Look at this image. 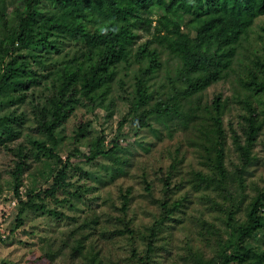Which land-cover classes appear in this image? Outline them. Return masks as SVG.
Masks as SVG:
<instances>
[{
	"label": "rangeland",
	"instance_id": "rangeland-1",
	"mask_svg": "<svg viewBox=\"0 0 264 264\" xmlns=\"http://www.w3.org/2000/svg\"><path fill=\"white\" fill-rule=\"evenodd\" d=\"M3 3L5 12L10 15L22 0H0L2 10ZM161 13L158 6H151L148 15L156 20ZM176 19L184 31L191 28L188 15L179 14ZM151 37L150 32L139 30L135 48ZM50 38L53 46L48 49L33 44L20 51L30 58L42 83L32 85L24 99L0 102V117L20 116V123H16L23 130L18 140L0 142V264H92L90 255L96 252L102 264H135L131 246L143 247L144 242L139 239L160 211L159 201L165 195L164 180L169 175L171 185L176 188L172 201H184V212L177 215V220L158 239L163 249H160L157 264H198L200 260L219 264L220 243L231 232L226 221L227 211L235 210V220L243 219L247 205L264 188V96H251L243 85L252 61L264 57V16L258 17L242 38L225 76L193 97L198 111L203 113L201 120L207 130L211 128V116L205 108L213 105L215 95L222 97L227 140L224 177L209 164L200 141L202 135L193 124L186 127L176 117L169 127L157 123L158 133L144 129L136 134L134 124L126 117L131 109V90L142 70L138 64L122 69L120 81L114 83L106 100L98 97L92 101L78 93L73 114L56 133L57 143L47 139L39 129L42 111L47 113L46 107L50 106L45 103L54 82L50 74L75 61L86 47L82 42L61 35ZM162 61L161 71L151 79L156 88L166 84L167 76L174 74L179 63L167 50H163ZM1 68L0 59V71ZM247 99H254L259 105L263 120L249 160L236 142V137L243 144L246 142ZM82 121L89 125V134L78 139L75 128ZM2 129L0 125V132ZM103 134L106 145H111L113 139L118 140L115 156H99L88 161L84 154L91 153L92 144ZM30 135L51 146L55 155L42 152L40 158L34 153L35 158L31 155L32 165L24 174L18 195L12 175L17 156L11 148L21 142L26 148H32L28 141ZM121 160H130V164L122 166ZM64 169L68 172L67 189L59 188L55 194H49L46 190ZM198 171L215 176L211 188L197 190L195 175ZM147 182L151 183L154 195L148 193ZM125 195L129 196L126 213ZM31 196L46 209L28 206ZM49 209H57L65 217L50 214ZM130 218L137 226L138 239L130 242L126 234L113 238L102 235L103 230L125 228V221ZM261 236H256L252 246L264 247ZM81 239L90 250L89 258L74 250L73 246Z\"/></svg>",
	"mask_w": 264,
	"mask_h": 264
},
{
	"label": "trees",
	"instance_id": "trees-1",
	"mask_svg": "<svg viewBox=\"0 0 264 264\" xmlns=\"http://www.w3.org/2000/svg\"><path fill=\"white\" fill-rule=\"evenodd\" d=\"M151 6H158L163 12L156 20L148 15ZM0 14V102L14 103L24 99L32 85L42 83L41 75L34 69L30 58L20 52L23 49L33 44L48 49L53 46L51 35H61L86 46L75 61H69L50 74L54 82L50 87L52 93L47 94L45 102L50 106L46 107L47 113L42 111L39 129L47 139L57 143L56 133L73 114L78 93L92 101L98 97L106 100L114 83L120 81L122 69L138 64L142 70L131 90V109L126 117L134 124L136 134L144 129L158 133L157 123L169 127L176 117L186 127L193 124L202 135L200 141L208 154L209 164L222 177L225 176L227 140L222 97L215 95L213 105L205 108L211 116L209 130L202 124L203 113L198 111L193 97L221 80L230 70L242 38L257 18L264 16V0H22V4L10 15L5 12L3 3ZM179 14L190 17L189 30L184 31L176 19ZM139 30L150 32L152 37L135 48ZM163 50L176 57L179 63L174 74L167 76L166 84L156 88L151 79L161 71ZM121 83L125 84L124 81ZM243 85L250 95L264 96V57L252 61ZM257 106L254 99L245 100L248 111L245 116V144L236 137L247 160L262 128L261 111ZM20 120V116L13 114L0 117L3 127L0 142H12L21 137L23 130L16 123L19 124ZM88 126L84 121L77 125L75 131L78 139L88 136ZM28 141L32 148H26L22 142L11 148L17 156L12 175L18 195L24 174L32 165L31 155L35 154L38 158L41 152L55 155L52 147L44 141L31 135ZM105 142L106 135L98 137L92 144L91 153L84 154L86 159L93 161L99 156H115L118 140L113 139L111 145ZM139 142L144 144L143 140ZM120 162L122 166L130 164V160ZM118 169L121 170V167ZM67 175L66 169L59 171L52 187L46 191L55 194L59 188L67 189ZM195 177L197 190L211 188L215 181V176H208L203 171H198ZM171 181L170 175L164 180L165 195L159 201L160 211L147 227L143 238L139 239L144 242L143 247L136 244L131 246L135 264L158 263L157 257L160 249H163L158 239L177 220V215L184 212V201H172L176 188H173ZM146 185L148 193L154 195L151 183L147 182ZM36 196L40 197V193ZM128 201L129 196L125 195V213L129 207ZM28 206L37 210L46 209L32 196ZM247 207L244 218L239 221L234 218L235 210L227 211L226 221L231 232L220 243L219 264H264V247L252 246L257 235H262L260 239L264 241V188ZM49 212L57 217H65L57 209H49ZM124 226L103 230L102 235L113 238L126 234L130 242L131 239H138L137 226L132 224V218L126 220ZM73 247L78 255L89 258L90 250L83 239ZM98 255V252L90 255L92 264H102V258ZM198 264L211 263L200 260Z\"/></svg>",
	"mask_w": 264,
	"mask_h": 264
}]
</instances>
